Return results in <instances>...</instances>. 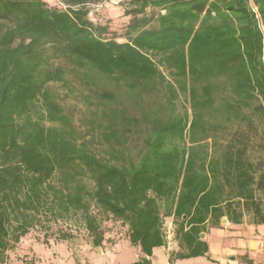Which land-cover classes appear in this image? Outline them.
<instances>
[{
  "label": "trees",
  "instance_id": "16d2710c",
  "mask_svg": "<svg viewBox=\"0 0 264 264\" xmlns=\"http://www.w3.org/2000/svg\"><path fill=\"white\" fill-rule=\"evenodd\" d=\"M106 1L0 0V264L73 216L95 248L126 225L151 264L173 213L178 259L206 257V224L264 190V0H129L117 37Z\"/></svg>",
  "mask_w": 264,
  "mask_h": 264
},
{
  "label": "rangeland",
  "instance_id": "374dc122",
  "mask_svg": "<svg viewBox=\"0 0 264 264\" xmlns=\"http://www.w3.org/2000/svg\"><path fill=\"white\" fill-rule=\"evenodd\" d=\"M50 6L55 7L61 3L59 0H48ZM129 0H108L103 4L92 6V14L96 18L93 22L105 23L106 20H111L117 24L118 31L126 23L129 18L125 19V12L129 11ZM152 10H148L147 14H151ZM121 27V28H120ZM123 35V34H122ZM124 39H121L123 41ZM60 62H56L59 64ZM164 74L171 76L164 71ZM54 91L65 96L67 92L57 85H51ZM112 89V87H109ZM80 92V91H79ZM87 93V92H86ZM78 94V93H77ZM68 95L64 99V104L69 108H74L75 116L79 119L87 114L90 109L89 105L81 98V95ZM95 212L96 210L93 209ZM81 217L74 216L68 220H63L52 224L54 236H49L46 241V230L36 228L31 233L23 238L21 242L13 247L8 253V260L5 264H132L136 259L137 248L130 245L128 237V228L126 225L114 219L103 220L102 228L105 234V243L100 248L92 246L87 232L81 226ZM165 225V237L168 242L167 250L172 252L175 250L173 237V229L169 226V222ZM58 230L69 232L72 238L67 241H57L59 237ZM56 237V238H55ZM102 255L101 259L94 260L93 257ZM161 250L155 251V256L159 259L155 260V264H170L165 257H160ZM70 257H74L69 261ZM231 263V262H230ZM176 264H212L206 259H198L189 262H178ZM238 264V263H231Z\"/></svg>",
  "mask_w": 264,
  "mask_h": 264
},
{
  "label": "crops",
  "instance_id": "0c3cea01",
  "mask_svg": "<svg viewBox=\"0 0 264 264\" xmlns=\"http://www.w3.org/2000/svg\"><path fill=\"white\" fill-rule=\"evenodd\" d=\"M258 178V175H257ZM255 202L256 208L246 209L244 201L241 200V207L239 213L241 215L240 221L236 222L234 212L229 213L221 220L219 226H212L210 223L206 224L204 240L208 247L209 253L206 257L192 258L187 260L178 259L180 253H185L186 250L182 248L178 237L177 230L180 223L176 222L173 213L170 216L163 218V233L165 237V225L169 222V226L173 229V237L175 250L168 252V242L165 237V245L161 248L154 249L153 256L149 258L151 264H155V260L159 259L155 256L156 250H161L160 257H165L170 264L178 262H189L198 259H206L212 264H264V190H259L255 187ZM165 212V211H163ZM166 213V212H165ZM131 245V244H130ZM137 248L136 259L132 264L139 261L143 254L139 247ZM103 256L98 255L93 257L94 260L101 259ZM74 257H70L69 261ZM231 262V263H230Z\"/></svg>",
  "mask_w": 264,
  "mask_h": 264
},
{
  "label": "water",
  "instance_id": "95a60500",
  "mask_svg": "<svg viewBox=\"0 0 264 264\" xmlns=\"http://www.w3.org/2000/svg\"><path fill=\"white\" fill-rule=\"evenodd\" d=\"M204 237V235L202 234V238Z\"/></svg>",
  "mask_w": 264,
  "mask_h": 264
}]
</instances>
